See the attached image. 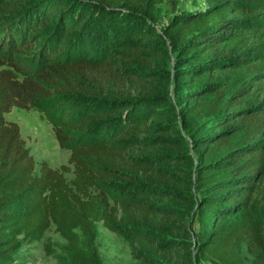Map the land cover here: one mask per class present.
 I'll use <instances>...</instances> for the list:
<instances>
[{
	"label": "trees",
	"instance_id": "16d2710c",
	"mask_svg": "<svg viewBox=\"0 0 264 264\" xmlns=\"http://www.w3.org/2000/svg\"><path fill=\"white\" fill-rule=\"evenodd\" d=\"M37 1L27 8V0H0V36L13 41L7 54L14 57L0 56V264L52 228L65 241L70 264H102L97 223L127 240L139 264H242L240 245L264 264V220L254 213L264 186V0H202L204 7L164 29L192 54L188 64L196 63L180 78L194 84L207 76L189 96L184 120L223 116L192 135L190 145L149 122L160 117L157 103L150 109L134 97L155 82L137 67L160 56L152 45L133 41L136 32L133 42L66 51L65 35L77 28L64 16L35 53L46 58L20 68L17 55L49 31L43 27L53 12L66 9ZM90 1L122 6L133 18L154 4ZM77 16L74 22L85 27L86 17ZM200 58L207 62L197 64ZM13 108L47 118L60 148L70 151L67 164L40 162L37 171L19 125L5 118ZM179 147L190 172L174 175L151 157L159 148ZM197 222L201 233L192 240ZM44 248L51 256L49 242Z\"/></svg>",
	"mask_w": 264,
	"mask_h": 264
},
{
	"label": "rangeland",
	"instance_id": "374dc122",
	"mask_svg": "<svg viewBox=\"0 0 264 264\" xmlns=\"http://www.w3.org/2000/svg\"><path fill=\"white\" fill-rule=\"evenodd\" d=\"M36 2L38 1L27 0L25 4L27 8H33L36 6ZM52 2V5L61 4V8L65 7L66 9H58V11L53 12L51 19L43 27V29H49V31L45 30L41 33V35H44L31 43V50L27 52L21 51V54L17 55L20 57V60H16L20 68L28 69L35 66L36 63L40 64L46 58L44 55L36 56L35 53L40 51L41 46L46 45L49 37L46 34L55 31L64 16L67 19L66 25L68 27L77 28L76 32L70 31L65 35L67 42L62 46V49L66 51L79 46L91 51L97 50L105 41L120 42L124 40L131 42V35L136 32L139 37L133 41L140 39L145 45H152L160 55L156 56V58L152 57L149 66L141 65L136 69L153 75L155 80L153 85H151L152 91L149 93L136 92L134 95L136 100L140 99L146 104H151L152 107L150 109L156 108L155 104H158L157 108L160 111V117L149 122L156 127L169 128L172 133H170V138H173L176 142L181 141L186 143V145H190L192 143V135L195 137L204 133L223 117H204L195 121L184 120V112L190 106L189 96L198 84L202 85L206 82L207 76L194 80V84H191L189 79L180 78L181 76L179 75L182 74V70L193 67L196 63L188 64L192 54H186L182 49L183 43L174 41V37L164 32V29L171 21L204 7L202 0H154L149 14L140 13L137 18L127 16L125 8L122 6L104 8L90 0H52ZM40 5H44V3ZM75 16L80 17V19L86 17V26L84 27L83 23L81 27H78V24L73 19ZM120 33L122 35H119ZM12 44L13 41H9L7 37L0 36V56L7 58L9 61L14 58L13 56L10 58L7 54L13 50ZM29 45L30 42L25 46ZM247 45L249 48L256 47V44L250 42ZM111 53L115 54L114 52ZM196 62L202 65L207 62V59L200 58ZM141 111L142 109L138 113H142ZM72 115L75 116L76 113H72L69 116ZM5 118L7 121L15 122L19 125L25 146L29 149L37 164V171L40 162H45L53 168H59L61 165L67 164L70 151L60 148L51 124L48 123L47 118L41 113L36 110L24 111L13 108L12 112L7 114ZM108 129L112 131L114 128L113 126H108ZM177 150V152H171L159 148L152 152L151 157L156 160L159 159L158 165L174 175L182 174L183 171L190 172L191 169L187 164L180 162L182 161L181 155L184 152L181 153L180 147ZM190 151L191 149H188L186 153L190 155ZM162 158L164 159L162 160ZM65 177L69 180L71 174H66ZM254 213L264 220V186L261 194L257 197ZM94 229L96 234L94 245L101 255L102 264H139L133 253H131V247L127 240L104 229L100 223L95 224ZM189 233L190 239L197 238L198 234L201 233L198 222L192 225ZM47 242L50 243L53 251L51 256L45 254L44 246ZM238 250L242 258V264H255L256 258L250 254L244 245H240ZM2 264H70V258L69 254H67L65 241L52 228L45 233L41 241L34 242L31 245L20 246L16 253L2 260ZM199 264L210 263L201 262Z\"/></svg>",
	"mask_w": 264,
	"mask_h": 264
}]
</instances>
